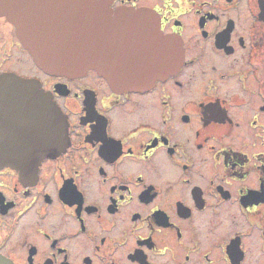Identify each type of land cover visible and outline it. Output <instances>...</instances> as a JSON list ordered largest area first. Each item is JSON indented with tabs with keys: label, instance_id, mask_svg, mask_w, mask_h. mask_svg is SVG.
I'll return each mask as SVG.
<instances>
[{
	"label": "flooded vegetation",
	"instance_id": "flooded-vegetation-1",
	"mask_svg": "<svg viewBox=\"0 0 264 264\" xmlns=\"http://www.w3.org/2000/svg\"><path fill=\"white\" fill-rule=\"evenodd\" d=\"M109 7L153 11L161 44L139 65L160 68L177 53V68L152 82L141 74L140 88L113 87L93 69L49 75L0 14V77H11L0 79V256L264 264V0ZM43 92L67 143L39 158Z\"/></svg>",
	"mask_w": 264,
	"mask_h": 264
},
{
	"label": "water",
	"instance_id": "water-1",
	"mask_svg": "<svg viewBox=\"0 0 264 264\" xmlns=\"http://www.w3.org/2000/svg\"><path fill=\"white\" fill-rule=\"evenodd\" d=\"M111 1L0 0V14L15 25L33 63L49 75L71 78L93 69L113 87L140 88L141 74H146V82H152L174 71L178 63L176 46L171 52L175 53L172 61L166 59L162 67L139 65L142 57L158 54L156 47L162 39L158 16L146 8L112 10ZM43 96V146L39 158L60 153L67 143L60 110L50 105L46 92ZM0 264L10 263L0 256Z\"/></svg>",
	"mask_w": 264,
	"mask_h": 264
}]
</instances>
